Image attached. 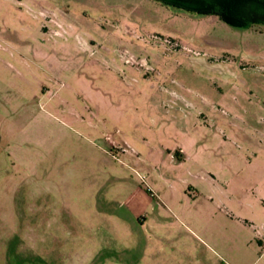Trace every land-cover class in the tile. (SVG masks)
I'll list each match as a JSON object with an SVG mask.
<instances>
[{
    "label": "rangeland",
    "instance_id": "374dc122",
    "mask_svg": "<svg viewBox=\"0 0 264 264\" xmlns=\"http://www.w3.org/2000/svg\"><path fill=\"white\" fill-rule=\"evenodd\" d=\"M0 264H264V22L0 0Z\"/></svg>",
    "mask_w": 264,
    "mask_h": 264
},
{
    "label": "trees",
    "instance_id": "16d2710c",
    "mask_svg": "<svg viewBox=\"0 0 264 264\" xmlns=\"http://www.w3.org/2000/svg\"><path fill=\"white\" fill-rule=\"evenodd\" d=\"M196 14L217 13L227 23L248 28L264 22V0H160Z\"/></svg>",
    "mask_w": 264,
    "mask_h": 264
}]
</instances>
